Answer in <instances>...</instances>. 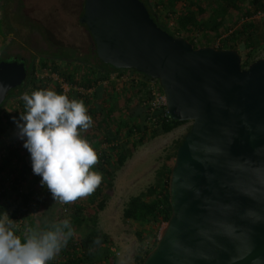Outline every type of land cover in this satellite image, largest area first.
I'll list each match as a JSON object with an SVG mask.
<instances>
[{"label":"water","instance_id":"95a60500","mask_svg":"<svg viewBox=\"0 0 264 264\" xmlns=\"http://www.w3.org/2000/svg\"><path fill=\"white\" fill-rule=\"evenodd\" d=\"M80 22L103 62L158 79L169 116L193 121L144 264H264V57L244 68L236 49H196L142 0H85ZM26 78L24 62H0V106Z\"/></svg>","mask_w":264,"mask_h":264},{"label":"trees","instance_id":"16d2710c","mask_svg":"<svg viewBox=\"0 0 264 264\" xmlns=\"http://www.w3.org/2000/svg\"><path fill=\"white\" fill-rule=\"evenodd\" d=\"M142 1L162 28L174 36L188 39L196 49L211 44L201 45L193 34L201 33L205 39L214 34L218 39L221 27L230 25L229 29L234 30L219 48L238 50L242 54L244 68L262 58L258 53L264 47V43L253 38L254 30L261 20L253 19L244 24H240V21L246 16L253 17L264 7V0ZM178 6H182V11ZM2 8L3 4L0 3V9ZM170 20L172 28L169 26ZM240 42L246 44L244 54L239 48ZM93 46L94 49L85 59L76 56V51L66 48L64 49L67 52L60 55L40 54V65H37L34 59L26 64L27 78L20 86L9 91L5 102L0 106V152L5 151V155L0 157V221L10 208L9 204H6L7 198L15 192L24 202L21 207L24 233L32 228L34 222L39 221L42 227L48 230L65 219L70 221L74 232H79L78 237L74 234L67 240L66 245L49 261V264L118 263L117 253L113 250V239L99 226V214L105 210L108 203L105 186L112 185L117 168L125 165L131 151H135L148 139L170 133L189 122L172 119L167 115L166 106L151 109L148 104L149 100L154 99L151 84L155 82L159 90L163 91L158 79L134 69L116 68L103 62L96 53L94 41ZM8 47H3L0 62L8 61L10 57H13L11 61L21 62L20 55L7 54ZM39 69L56 74L71 85V90L64 93L60 83L51 77L38 78L36 72ZM125 75L129 79L123 81L119 87L113 79ZM51 83L54 87L52 90L66 94L70 99L84 101L93 124L81 135L93 148H97L99 160L92 170L100 172L103 176L101 184L90 195L68 204L53 200L51 192L41 185V177L33 173L28 151L23 146L15 147L17 128L14 118L19 119L20 113L25 111L23 94L47 89ZM76 88H83L84 92ZM125 137L129 139L125 140ZM184 139L185 136L177 141L173 151L166 154L156 172L155 182L147 190L132 196L124 208V220L141 226L136 230L139 248L135 264H144L147 256L157 246L162 225L172 217L170 179L177 150ZM103 144L107 146L102 148ZM29 178L33 182L32 188L23 192V181ZM34 197H38L36 206L38 209L35 216L31 217L28 206ZM62 204L71 207L73 212L56 220L58 212L55 210ZM10 219L12 223L19 221L16 213ZM13 230L16 234L19 232L15 227Z\"/></svg>","mask_w":264,"mask_h":264},{"label":"rangeland","instance_id":"374dc122","mask_svg":"<svg viewBox=\"0 0 264 264\" xmlns=\"http://www.w3.org/2000/svg\"><path fill=\"white\" fill-rule=\"evenodd\" d=\"M1 1L2 0H0V3ZM23 2L24 4L21 6L18 5L19 2L16 0L11 7V12L15 14H12L11 16L14 27H19L20 29V31L16 30V34L12 36L13 39H11V35H9L11 32V30L8 29L9 25H4V17L0 15V54L2 53L3 47L9 46L7 54L11 56L20 55L22 57L21 62H24L25 64H28V62L30 63L34 59L37 65H40L41 63L40 54L49 53L53 55L56 52L62 54L63 52H67L64 48L76 51V56H80V53H83L81 55L82 57H80L83 59L86 58V55H89V53L85 52L86 49H90L89 45L83 43H88V41L85 40V35H82L83 31L78 23L79 17L75 14L78 10L80 0H23ZM16 5H18V7ZM24 5L29 6V9H26ZM178 9L182 11V6H178ZM15 10L18 11V15H16L17 12ZM26 13L30 14L29 16H39L40 19L44 20L46 23L50 22V25L55 27H50L52 31L55 32L54 36L51 35V39H49L52 44L46 42L45 38H43V41H38L37 38H35L34 43L31 40H28L26 43L23 42L21 36H23V33L25 32L28 33L26 30L31 26L29 25V22L25 20ZM171 21L172 20H170V22ZM261 21L264 23V20ZM32 26L38 28L42 27L41 25ZM169 26L171 28L173 27L172 22ZM229 26L230 25H225L224 27H221L219 32L221 34L220 36L226 33ZM21 31L23 32L21 33ZM40 31L43 35H46L44 30ZM81 35L82 38L80 39ZM193 36L199 40L201 45L211 44V46H216L218 36H215L214 34H211L209 38L206 39L201 33L193 34ZM64 37L68 38V40H62ZM241 50L244 54L245 48H242ZM258 54L260 57H264V47L259 50ZM12 59L13 57H10L8 58V61H11ZM37 73L41 74L40 69ZM128 79L129 78L125 75L121 78H114L113 80L120 87L123 81H128ZM53 88L54 87L51 83L49 89ZM192 124L193 121H189L170 133L148 139L146 143L139 145L135 151L130 152V156L125 165L117 168L112 179V185L105 186L107 189L108 203L105 210L101 211L99 214V226L104 232L109 234L114 241L113 250L116 251L118 256L117 264H135V256L138 253L139 248L136 230L141 226L137 223L124 220L123 213L127 202L132 196L138 195L147 190V188L155 182L156 172L162 165L164 157L167 153L173 151L177 141L187 135ZM128 139L129 138L125 137V140ZM106 146L107 144H103L101 147L104 148ZM94 150L97 151V148L95 147ZM32 184L33 182L30 178L23 181L22 191H29L32 188ZM37 201L38 197H34L31 198L29 202L28 208L31 210V217L35 216V213L37 212ZM6 204H9L10 208L2 221L6 224L10 222L11 226L19 230L17 235L23 239L25 228L21 224L24 219L21 210V207L24 204L22 197L17 196L15 192H12L6 200ZM55 211L58 212L56 214L57 220L62 215L72 213L73 209L62 204L59 209L57 208ZM15 213L18 216L19 221L12 223L10 217L15 215ZM165 225L166 223L162 225L160 233ZM31 229L39 231L46 230L42 227L39 221L34 222ZM74 234L75 237L79 236V232H74Z\"/></svg>","mask_w":264,"mask_h":264},{"label":"clouds","instance_id":"9594fccd","mask_svg":"<svg viewBox=\"0 0 264 264\" xmlns=\"http://www.w3.org/2000/svg\"><path fill=\"white\" fill-rule=\"evenodd\" d=\"M22 100L25 111L14 118L17 135L41 185L65 204L90 195L103 176L92 170L99 157L81 135L93 124L84 101L52 89L25 92ZM73 235L68 219L48 230L29 229L23 239L10 222L0 221V264H49Z\"/></svg>","mask_w":264,"mask_h":264},{"label":"flooded vegetation","instance_id":"af4514ba","mask_svg":"<svg viewBox=\"0 0 264 264\" xmlns=\"http://www.w3.org/2000/svg\"><path fill=\"white\" fill-rule=\"evenodd\" d=\"M14 1H16V0H8V2H6L5 0H2L1 4H3V8L0 9V13L4 17L3 18L5 21L4 25H9L8 29L11 30V32L9 33V35H11L10 36L11 39H13L12 36L16 34V30L20 31L19 27H14V24H13V21L11 18L12 14L15 15L13 12H11V7L13 6ZM17 1L19 2L18 5L23 6L24 2L22 0H17ZM18 5H16V6L18 7ZM25 7L27 9L29 6H25ZM84 9H85V0H80L79 5H78V10H77V12H75V14H76V16L79 17L78 23L82 28V31H83L82 35H85L84 36L85 40L88 41V43H86V42H83V43L88 44L89 48H90L89 50L86 49L85 52L91 53L92 50L94 49L92 35L90 34L86 24H83L80 22V17L83 15ZM15 11L17 12L16 15H18L19 14L18 11L17 10H15ZM29 15L30 14L26 13V19L25 20H27V22H29V25H31V26H29V28H27V30H26V31H28V33L25 32V33H23L24 35L21 36L23 42L26 43L28 40H31L34 43L35 38H37L38 41L39 40L43 41V38H45L46 42L51 43V41L49 39H51V35L54 36L55 32H53L52 29L50 28L52 26V25H50V22L46 23L44 20L40 19L39 16L36 17L34 15L33 16H29ZM23 23H22V25H23ZM52 23H54V22H52ZM32 25H41L42 27L38 28V27H34ZM53 28H55V27H53ZM40 30H44L46 32V35H43V33ZM22 32L23 31H21V33ZM82 35H81L80 39L82 38ZM62 40H68V38L64 37V38H62ZM66 49H69V48H66ZM55 54L60 55L59 52L58 53L56 52ZM80 54L82 55L83 53H80ZM43 55H45V54H42L41 56H43Z\"/></svg>","mask_w":264,"mask_h":264},{"label":"built area","instance_id":"2783aa9c","mask_svg":"<svg viewBox=\"0 0 264 264\" xmlns=\"http://www.w3.org/2000/svg\"><path fill=\"white\" fill-rule=\"evenodd\" d=\"M253 19L264 20V7L262 9H260L253 17H248V16L243 17L240 21V24L247 23ZM233 30L234 29L230 28V29H228V31H226V33L224 35L220 36V38L217 39L215 47L219 48L222 45V42L226 41V38L228 37V35H230V33L233 32ZM196 40L198 41L197 38H196ZM40 71H41V74L37 73L38 70L36 72V75L38 78L46 79V78L51 77V78H53L54 81H58L60 83L61 88L63 89L64 93H68L71 90V85L69 83L63 81L62 79H60L56 74L51 73L48 70H41L40 69ZM151 86H152V91H153V96H154V99L149 100V102H148L151 109L155 110V109H159L163 106H166V96H165L164 91L159 90V88L157 87L155 82H153L151 84ZM47 89H49V87ZM76 89H79L80 91L84 92L83 88H76ZM167 115H169L168 111H167ZM16 136H17V139L15 142V147L23 146V141L18 138L17 132H16ZM3 155H5V151L0 152V157Z\"/></svg>","mask_w":264,"mask_h":264},{"label":"crops","instance_id":"0c3cea01","mask_svg":"<svg viewBox=\"0 0 264 264\" xmlns=\"http://www.w3.org/2000/svg\"><path fill=\"white\" fill-rule=\"evenodd\" d=\"M262 22V23H261ZM257 28L254 30L253 38L254 40L259 41L260 43H264V23L261 21ZM245 42H240L239 48H245Z\"/></svg>","mask_w":264,"mask_h":264}]
</instances>
